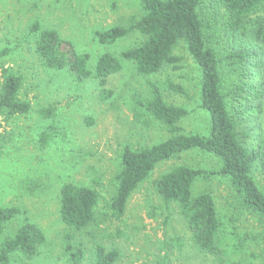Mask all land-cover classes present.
<instances>
[{"label": "rangeland", "instance_id": "obj_1", "mask_svg": "<svg viewBox=\"0 0 264 264\" xmlns=\"http://www.w3.org/2000/svg\"><path fill=\"white\" fill-rule=\"evenodd\" d=\"M140 1L0 0V52L9 51L0 65L23 76L20 99L32 106L26 115L0 116V207L21 211L5 225L0 245L26 220L46 236L36 257L16 253L10 264H71L69 241L75 252L80 246L84 250L82 264H95L98 245L119 253L116 264H264V222L241 209L228 179L205 174L192 190L194 196L211 193L223 217L217 256L198 250L179 206H166L156 192V181L176 167L218 171L221 163L212 155L194 150L160 164L132 195L121 220L108 210L123 151L147 148L170 137L167 127L143 105L152 98V85L167 103L189 112L181 122L185 134L209 136L210 116L200 107L201 72L180 47L175 52L181 57L179 70L143 77L134 63L124 61L123 70L109 78L106 90L111 94L101 96L96 80L77 85L68 73L45 68L35 55L29 28L39 23L42 29L56 30L79 54L89 57L94 69L103 54L119 56L139 42L133 34L103 45L97 33L140 17ZM218 45L225 54L223 41ZM169 83L183 86L186 94L177 95ZM51 106L55 116L43 117L41 111ZM254 125L252 140L262 144L264 115ZM50 128L53 136L45 147L40 137ZM255 176L264 190L263 170L259 168ZM64 184L92 187L100 195L97 221L82 232L61 220Z\"/></svg>", "mask_w": 264, "mask_h": 264}, {"label": "trees", "instance_id": "obj_2", "mask_svg": "<svg viewBox=\"0 0 264 264\" xmlns=\"http://www.w3.org/2000/svg\"><path fill=\"white\" fill-rule=\"evenodd\" d=\"M140 6L141 16L126 26L97 33L103 45H113L133 34L139 36V42L119 56L103 54L94 69H90L87 55L79 54L56 30L42 29L39 23L29 28L35 38V55L45 68L68 73L77 85L96 80L101 96H105L111 94L106 90L109 78L123 70L124 61L134 63L138 75L150 77L179 70L181 57L175 52L185 48L201 72L200 107L210 116V134H185L181 122L189 112L167 103L160 89L152 85V98L143 105L154 120L167 127L170 137L147 148L123 151L108 210L112 218L121 220L132 195L160 164L194 150L212 155L221 163L218 171L179 166L161 176L155 188L166 206H179L198 250L217 256L223 217L211 193L193 195V186L201 176L228 179L241 209L264 222V190L255 176L259 168L264 172V142L252 140L254 123L264 115V0H141ZM219 41L225 45V54L218 48ZM7 55V50L0 52V59ZM0 72V116L30 113L31 104L20 99L23 76L4 65H0ZM168 86L177 95L186 94L181 85ZM55 112L51 106L40 114L49 118ZM52 132V128L42 132L43 146H49ZM60 194V216L68 228L82 232L97 221L100 195L94 188L64 184ZM20 214L18 209L0 207V234ZM45 243L44 232L26 220L0 245V264H10L16 253L33 259ZM74 249L69 241L66 251L70 263L82 264L84 250L81 246L77 252ZM118 260L116 250L96 247L95 264H116Z\"/></svg>", "mask_w": 264, "mask_h": 264}]
</instances>
